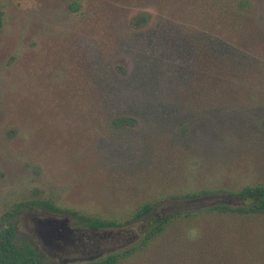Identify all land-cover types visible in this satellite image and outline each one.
<instances>
[{
    "label": "rangeland",
    "instance_id": "obj_1",
    "mask_svg": "<svg viewBox=\"0 0 264 264\" xmlns=\"http://www.w3.org/2000/svg\"><path fill=\"white\" fill-rule=\"evenodd\" d=\"M152 2L0 0V227L17 203L33 199L121 224L91 228L68 212L20 209L16 242L47 264L97 260L138 243L150 215L187 204V192H208V205L264 181V0H248L240 22L227 24L225 37L245 59L220 64L193 50L187 64L162 53V68L187 70L173 85L178 94L134 109L127 130L109 129L116 109L111 100L98 108L97 65L127 75L146 65L115 35L155 28L160 10ZM145 202L153 211L134 219ZM205 209L177 217L122 264H189L188 241L197 259L264 264V217Z\"/></svg>",
    "mask_w": 264,
    "mask_h": 264
},
{
    "label": "trees",
    "instance_id": "obj_2",
    "mask_svg": "<svg viewBox=\"0 0 264 264\" xmlns=\"http://www.w3.org/2000/svg\"><path fill=\"white\" fill-rule=\"evenodd\" d=\"M147 1V0H146ZM160 10V22L155 28H151L144 34H136L129 29H117L115 40L119 46L127 43L135 46L137 55L144 58L146 65L137 68L131 75L116 65L114 72L110 67L97 65L99 77L94 82V89L101 105L109 104L116 109L115 118L111 120L109 129L124 130L130 127L128 120L132 118V111L149 109L150 102L155 101L160 105V95L167 96L173 90V85L184 82L188 77L186 68L176 65L161 67L162 53L168 56H179L189 64L192 51L203 53L220 64L229 60L245 59L244 50L229 38L225 37L227 24H238L242 16V10L248 0H150ZM79 5V4H78ZM138 25L137 23H134ZM140 35V36H138ZM147 46L140 51L142 44ZM133 48V47H132ZM249 56V55H248ZM195 59V52L193 53ZM160 60V61H159ZM248 61V60H247ZM191 66V65H189ZM90 72L92 69L90 68ZM131 116V117H130ZM127 130V129H126ZM208 192H187L182 198L189 202L169 213L161 215L151 214L152 205L143 203L135 212L134 219L150 215L148 228L141 240L129 247L111 252L97 260H90L71 264H122L138 250L154 244L156 238H162L171 231V227L178 221L177 217L190 216L204 209L210 213H231L237 216H261L264 217V181L253 185H246L235 192H228L225 199H211L208 205L204 204ZM215 196V195H214ZM231 196L239 199L237 203ZM205 200V201H204ZM24 207L36 208L52 213L68 212L74 220L91 228L120 227L121 224L113 219H105L98 216L79 215L76 211L61 209L50 200L33 199L19 202L7 215L11 218L5 227H0V264H47L33 247H23L16 242L17 213ZM204 236V235H201ZM199 240V238L197 237ZM182 240V239H181ZM200 241V240H199ZM156 242V241H155ZM186 256L183 262L189 264H220L203 258H196L192 241H188ZM202 262V263H200ZM165 264V263H160ZM226 264V263H225ZM230 264V263H227Z\"/></svg>",
    "mask_w": 264,
    "mask_h": 264
}]
</instances>
